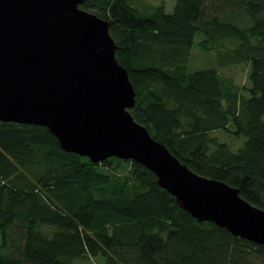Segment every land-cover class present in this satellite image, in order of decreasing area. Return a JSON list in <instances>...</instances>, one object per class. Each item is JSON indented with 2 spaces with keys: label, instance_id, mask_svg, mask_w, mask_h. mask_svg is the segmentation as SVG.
<instances>
[{
  "label": "trees",
  "instance_id": "trees-1",
  "mask_svg": "<svg viewBox=\"0 0 264 264\" xmlns=\"http://www.w3.org/2000/svg\"><path fill=\"white\" fill-rule=\"evenodd\" d=\"M111 23L116 57L136 91L134 119L200 176L264 210V0H88ZM199 48L220 67L249 68L238 87L193 69ZM235 126L232 151L211 134ZM264 264V246L199 223L133 161L65 153L48 129L0 122V264Z\"/></svg>",
  "mask_w": 264,
  "mask_h": 264
},
{
  "label": "water",
  "instance_id": "water-1",
  "mask_svg": "<svg viewBox=\"0 0 264 264\" xmlns=\"http://www.w3.org/2000/svg\"><path fill=\"white\" fill-rule=\"evenodd\" d=\"M88 0H0V122L44 127L65 153L138 163L199 223L264 246V210L183 164L131 114L111 23Z\"/></svg>",
  "mask_w": 264,
  "mask_h": 264
},
{
  "label": "rangeland",
  "instance_id": "rangeland-1",
  "mask_svg": "<svg viewBox=\"0 0 264 264\" xmlns=\"http://www.w3.org/2000/svg\"><path fill=\"white\" fill-rule=\"evenodd\" d=\"M166 4L167 13H172L175 7L176 0H135V4L139 8H145L150 5H159L161 3ZM202 40L200 34L195 37V44L191 53V68L193 69H205V68H218L220 74L225 78H230L234 83L240 87H246L249 85L248 73L249 68L247 65L240 64L232 67H220V60L215 52H206L199 48L198 43ZM264 119V118H263ZM220 143H225L234 152L237 151L244 143L245 136H241L237 133L235 126L231 127L229 132L218 131L211 134ZM95 261H76L75 264H97Z\"/></svg>",
  "mask_w": 264,
  "mask_h": 264
}]
</instances>
